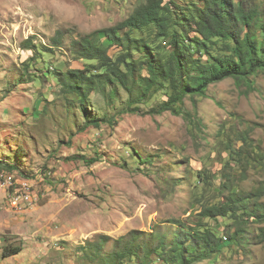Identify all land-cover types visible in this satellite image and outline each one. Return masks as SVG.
<instances>
[{
    "label": "rangeland",
    "instance_id": "rangeland-1",
    "mask_svg": "<svg viewBox=\"0 0 264 264\" xmlns=\"http://www.w3.org/2000/svg\"><path fill=\"white\" fill-rule=\"evenodd\" d=\"M145 1L61 0L65 14L77 19V32L54 26L34 0H0V173L33 187L32 202L13 209L7 205L10 182L0 180V264H104L88 243L108 236L104 252L111 254L114 240L134 230L160 231L170 244L181 225L189 231L218 225L224 238L232 220L203 218L198 209L221 203L219 187L227 180L246 192L264 188V71L187 97L180 115L149 114L166 100L160 93L139 104L138 114L124 113L125 104L96 93L86 103L89 117L117 122L95 127L76 110L79 104H70L57 74L96 63L72 54L73 33L112 27ZM257 1L244 0L249 6ZM59 30L65 40L54 47ZM29 39L51 54L23 49ZM117 50L111 47L110 55ZM119 92L127 101L121 86ZM241 136L254 166L232 163L228 145ZM254 148L261 158L255 159ZM84 157L97 161L87 165ZM239 225L248 231L240 241L198 264H264V242L257 237L264 224ZM9 244L22 252L7 257Z\"/></svg>",
    "mask_w": 264,
    "mask_h": 264
},
{
    "label": "trees",
    "instance_id": "trees-1",
    "mask_svg": "<svg viewBox=\"0 0 264 264\" xmlns=\"http://www.w3.org/2000/svg\"><path fill=\"white\" fill-rule=\"evenodd\" d=\"M177 1L146 0L112 27L86 35L73 33L72 54L96 63L57 76L63 93L73 98L70 104H79L76 110L85 111L88 124L100 127L101 121L111 125L117 122L115 118L89 117L86 103L96 93L103 94L111 104H125L123 112L134 114L142 112L139 104L149 103L160 93L166 100L149 114L180 115L187 97L194 100L205 95L212 84L227 79L244 81L264 71V0L250 6L244 0ZM64 40V32L57 31L54 47H61ZM111 47L118 48L114 55L109 53ZM23 49L35 51L37 56L52 52L31 39L24 42ZM135 54L139 57L135 58ZM119 86L128 94L127 101H122ZM245 144L241 136L236 145H228L236 167H242L244 162L254 166L252 156L244 151ZM253 154L255 159L263 155L259 148H254ZM132 155L139 158L136 153ZM83 160L87 165L97 161L85 157ZM240 170L241 176L247 172ZM240 187L227 180L225 186L219 187V192L225 194L221 203L203 204L198 209L197 215L203 218L232 220L224 238L218 233V225H202L193 231L181 225L170 244L160 231L134 230L114 240L111 254L104 252L109 239L105 235H100L98 242H89V250L101 257L104 264H198L213 260L248 232L247 226L241 227L239 223L249 225L252 220L264 224V203L260 201L264 188L246 192ZM142 234L146 239H141ZM257 237L260 243L264 242V227L259 228ZM22 250V246L9 244L7 257Z\"/></svg>",
    "mask_w": 264,
    "mask_h": 264
},
{
    "label": "clouds",
    "instance_id": "clouds-1",
    "mask_svg": "<svg viewBox=\"0 0 264 264\" xmlns=\"http://www.w3.org/2000/svg\"><path fill=\"white\" fill-rule=\"evenodd\" d=\"M33 6L45 19L53 22L54 26L69 27L77 32L81 31L77 19L65 14L61 0H34Z\"/></svg>",
    "mask_w": 264,
    "mask_h": 264
},
{
    "label": "built area",
    "instance_id": "built-area-1",
    "mask_svg": "<svg viewBox=\"0 0 264 264\" xmlns=\"http://www.w3.org/2000/svg\"><path fill=\"white\" fill-rule=\"evenodd\" d=\"M6 178V181L10 182L9 187V193L10 199L7 202V205H9L13 209H17L20 207L22 203H26V206L32 202V185L30 184V181L27 179H15L14 177H6L4 173H0V180L2 178Z\"/></svg>",
    "mask_w": 264,
    "mask_h": 264
}]
</instances>
